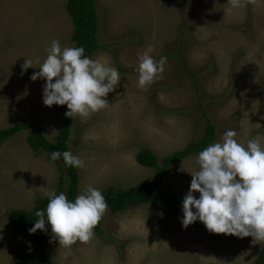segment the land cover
I'll list each match as a JSON object with an SVG mask.
<instances>
[{"label": "rangeland", "instance_id": "rangeland-1", "mask_svg": "<svg viewBox=\"0 0 264 264\" xmlns=\"http://www.w3.org/2000/svg\"><path fill=\"white\" fill-rule=\"evenodd\" d=\"M96 1L105 48L92 59L116 67L121 81L108 94V107L74 117L68 146L86 163L77 169L78 194L89 185L127 191L157 181L183 198L198 155L174 163L165 175L142 166L138 155L147 148L162 163L200 141L204 114L216 127V142L232 129L245 147L256 137L264 146V0H248L230 12L228 0ZM67 3L0 0V131L27 119L44 129L48 141L56 140L58 119L42 102L46 80L30 77L40 71L53 40L75 46ZM144 54L167 57V66L141 88L137 68ZM28 59L32 68L25 70ZM34 133L22 131L0 147V264H35L42 254L55 264H256L264 241L210 233L199 221L184 229L182 208L159 203L118 214L107 210L102 233L95 227L89 242L69 248L44 231L32 239L10 229L13 211L33 212L38 198L58 192L62 175L69 185L65 168L32 149L28 137Z\"/></svg>", "mask_w": 264, "mask_h": 264}, {"label": "clouds", "instance_id": "clouds-1", "mask_svg": "<svg viewBox=\"0 0 264 264\" xmlns=\"http://www.w3.org/2000/svg\"><path fill=\"white\" fill-rule=\"evenodd\" d=\"M248 0H228L226 11L246 6ZM47 56L30 79H44L42 102L46 107L67 106L68 118L87 117L109 106L107 96L120 84L118 69L101 59L85 56L83 47H62L53 40ZM39 63V60L36 61ZM33 61L25 60L24 69ZM167 57L154 59L148 54L139 57L138 86L145 88L161 78ZM235 130H227L220 142L209 144L195 158L198 170L191 173L190 189L183 198L181 224L187 229L201 222L210 233L238 238L252 237L264 241V146L258 137L251 138L247 147L236 139ZM62 157L67 166L86 167L85 161L71 151H54L50 159ZM178 171H185L183 163ZM199 193L197 198L194 194ZM48 204L35 212L37 219L30 234L51 227L52 239L69 248L78 241L89 242L94 229L108 210L102 191L89 185L69 200L63 192L46 193ZM51 242V241H50Z\"/></svg>", "mask_w": 264, "mask_h": 264}, {"label": "trees", "instance_id": "trees-1", "mask_svg": "<svg viewBox=\"0 0 264 264\" xmlns=\"http://www.w3.org/2000/svg\"><path fill=\"white\" fill-rule=\"evenodd\" d=\"M67 10L75 25V31L72 38L73 43L77 47H83L85 49V56L92 58L99 50L105 48L101 45L98 38L100 16L97 1L68 0ZM53 109L59 122V134L54 142L47 140L44 129L37 123L27 119H19L13 127L0 131V147L5 141L15 137L20 132L33 130L35 133L28 137V141L37 154L45 153L50 158V154L54 151H60L61 153L64 151H70L68 141L70 140L74 118H68L65 116V113L68 111L66 105H53ZM203 117L206 120V131L200 141L190 143L183 150L177 151L171 156L164 158L162 163H160L157 155H155L150 149H143L138 155V162L144 167L159 170L161 174L165 175L174 163L198 155L199 152L209 144L216 142V127L211 123L208 115L204 114ZM56 162L60 164L62 170H64L63 168L66 169L64 172H66L69 179V185L66 188V177L62 175L57 194L63 192L69 200L74 201L75 197L78 195V170L77 168L67 166L62 157ZM102 193L108 204V210H110L112 214H118L134 207L154 203L173 205L177 208H182L184 198L172 197L162 187V184L157 181H150L142 186L130 188L127 191L109 188ZM48 202V197H41L36 200L35 210L33 212L26 210L13 211L8 227L14 231L27 234L32 239H38L39 232L37 231L34 234H30L29 229L34 226L35 220L37 219L35 212L38 210H44ZM199 224L201 228L206 229L201 222H199ZM96 228L99 233H102L100 223ZM44 234L53 236L49 225L47 226V231H44ZM32 255L33 252L29 250L24 254V258L29 260ZM35 264L55 263H49L44 257V254H42ZM256 264H264V249L261 251Z\"/></svg>", "mask_w": 264, "mask_h": 264}]
</instances>
